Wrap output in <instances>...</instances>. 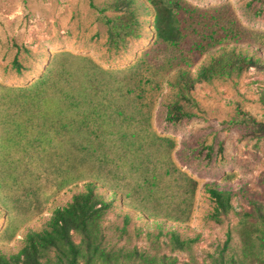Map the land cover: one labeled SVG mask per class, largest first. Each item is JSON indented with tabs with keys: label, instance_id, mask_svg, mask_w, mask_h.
I'll return each mask as SVG.
<instances>
[{
	"label": "rangeland",
	"instance_id": "1",
	"mask_svg": "<svg viewBox=\"0 0 264 264\" xmlns=\"http://www.w3.org/2000/svg\"><path fill=\"white\" fill-rule=\"evenodd\" d=\"M118 1L0 0V249L17 252L92 180L110 202L101 245L127 255L117 264H147L136 252L211 264L228 230L239 253L241 216L257 214L255 204L264 213V136L229 121L247 114L264 123V0H180L194 11H180L176 45L155 35L148 0L115 9ZM231 48L258 63L195 83L197 116L166 121L176 68L194 75ZM121 133L136 143L144 135L146 151L138 156ZM158 138L170 142L158 147ZM89 139L93 146L77 148ZM206 183L231 193L221 223L208 217ZM174 232L191 243L175 248Z\"/></svg>",
	"mask_w": 264,
	"mask_h": 264
},
{
	"label": "trees",
	"instance_id": "2",
	"mask_svg": "<svg viewBox=\"0 0 264 264\" xmlns=\"http://www.w3.org/2000/svg\"><path fill=\"white\" fill-rule=\"evenodd\" d=\"M120 1L113 3L115 9L128 6L125 0ZM148 2L153 7L155 35L168 44H178L182 38L181 23L185 21L182 18L183 13L180 11L190 12L191 15L194 10H189L180 0H148ZM91 6L94 5L91 3ZM127 26L131 28V24L127 23ZM124 31V34L129 33L126 29ZM115 32L120 34L118 30ZM257 63L258 60L254 58L253 54L231 48L221 56L210 57L207 62L200 65L194 75L184 67L176 68L178 71L175 81H168V84L176 88L177 91L176 97L166 105V121L179 122L197 116L193 109L196 102L190 96V91L195 83L208 82L214 78L231 77L233 74L239 75L249 66ZM13 65L18 71L20 70L21 63L16 57L13 59ZM83 106L85 105L83 104ZM85 112L86 110H84ZM246 116L247 114H243L237 119L231 118L229 122L244 124L254 134L264 136V123L257 121L253 116ZM126 119H134V117L129 115L125 117ZM93 136L99 139L100 135L94 134L90 137ZM129 136L133 138L129 139ZM135 136L137 135L120 134L124 140L127 139L124 144H127L129 149L132 148L135 152L146 151L145 146L148 144L144 142V135L138 137L137 143L134 142ZM158 139L161 140V144H157L158 147L163 146L162 141L170 142L166 138ZM93 144L89 139V141L79 142L77 148L85 149L88 145L93 146ZM155 149L159 151L158 148ZM131 162L133 161L131 160ZM136 163L138 164L137 168L143 167L142 162L135 161ZM144 170L147 171V169ZM96 187L95 181L90 180L83 190L72 195L71 200L65 206L56 207L52 211L46 227L27 232L17 252L6 254L0 249V264H117L121 257L126 258L127 255L122 254L121 251H107L101 245L102 237L98 230V223L109 208L110 202L103 199ZM205 187L213 201V209L209 212L208 217L216 223H221L223 217L233 208L231 193L226 189L213 187L209 183H206ZM255 206H257V210H255L257 214L249 211L244 212L241 216L243 232L240 237L239 253L231 252L232 239L228 230L217 255L212 256L211 264H264V213L259 205L255 204ZM128 218L129 216L126 215L125 219ZM73 233L80 235L79 242H75ZM170 240L175 243V248L178 249H185L186 245L192 241L180 239L175 232L171 234ZM50 253H53V258L50 257ZM136 255L147 264H172V261L167 263L165 258L158 259L156 256L149 257L137 252Z\"/></svg>",
	"mask_w": 264,
	"mask_h": 264
}]
</instances>
